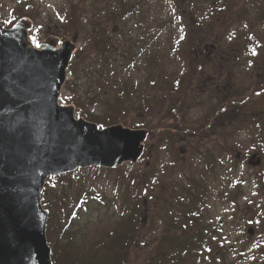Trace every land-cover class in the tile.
<instances>
[{"label": "rangeland", "instance_id": "374dc122", "mask_svg": "<svg viewBox=\"0 0 264 264\" xmlns=\"http://www.w3.org/2000/svg\"><path fill=\"white\" fill-rule=\"evenodd\" d=\"M0 13L5 27L28 17L35 45L75 42L59 98L75 117L149 129L135 163L46 179L49 245V228L72 257L114 235L119 260L147 264L168 236L195 245L180 264H264V211L250 204L264 191L248 164L264 153V0H0ZM106 40L108 66L93 45ZM189 122L200 129L177 128Z\"/></svg>", "mask_w": 264, "mask_h": 264}, {"label": "water", "instance_id": "95a60500", "mask_svg": "<svg viewBox=\"0 0 264 264\" xmlns=\"http://www.w3.org/2000/svg\"><path fill=\"white\" fill-rule=\"evenodd\" d=\"M31 26L26 17L0 22V264H52L40 201L47 177L135 163L148 135L121 123L99 127L59 103L76 44L48 35L35 45Z\"/></svg>", "mask_w": 264, "mask_h": 264}, {"label": "trees", "instance_id": "16d2710c", "mask_svg": "<svg viewBox=\"0 0 264 264\" xmlns=\"http://www.w3.org/2000/svg\"><path fill=\"white\" fill-rule=\"evenodd\" d=\"M200 33L202 35L204 34L201 32V29H199L198 32L193 34V37L195 38L197 34H198V36H200L201 35ZM194 38H192V39L194 40ZM199 41H202V37H199ZM106 43H107V45H103V44H99V43L94 42L93 45L95 47H97L98 49H101L100 53L103 55L102 57L104 58V60H103L104 63L106 61H109L108 64L106 65V66H108L110 63H113V58H110L109 57L110 55L108 54V53H110V50H112V46L110 45L108 40H106ZM107 81L112 82V80H110V79H107ZM64 87H65V89L67 88L66 84L64 85ZM110 88L112 90L117 91L119 89V86L117 87L116 84H112ZM259 90H264V86H263V88H261V86H260L258 89H256V92H258ZM113 99L115 100V98H113ZM115 101H117V100H115ZM237 102H241L244 104L247 102V100L244 99L243 97H240V98H238V100H235L234 104H236ZM217 111H218V109H217ZM172 113H173L172 111H170V110L168 111L167 115L168 114L172 115V116H170L169 119H173L175 117V115ZM212 114H214V113H211V115ZM208 115H209V113L207 115L203 116L202 119L208 117ZM204 121H205V119L203 121H200V122H204ZM195 122H197V121H195ZM153 125H155V123H153ZM170 125L172 126V129L176 128V127H174L175 126L174 121L170 122ZM198 126H200V123L194 124V123L189 122L187 124L182 123L181 126H177V128L182 129V130H186V131L187 130L196 131L197 129H200V128H197ZM97 169H99V168H97ZM132 200H133L135 207H136L137 206L136 198L134 197ZM131 225H132V221H130L128 223L127 228H129ZM181 228L186 230L187 226L184 225V226H181ZM63 231L64 230H62L61 233ZM128 231H129V229H128ZM64 234H67V232L64 231ZM125 235H126L125 239L128 238L129 235L128 234H125ZM58 236L59 235L55 236L53 234L52 229H50V228L47 229L48 239H53V242H52L53 245H50L51 246V260H52L53 264H127L125 259L119 260V256H120L121 251H122V248H121L122 245H121V247H119V239H117L116 236H114V235L112 237H110L109 240L105 238L100 243V245L98 244V246L92 250V252H88L83 246L78 245L80 247V251H77V253H79V254H77V257H75V256L72 257V256H70V254H68L67 247L69 246L70 237H68L67 235H64V237L67 239H62V235L60 238ZM164 237H166L167 239H170V241L167 242L163 248L161 247V244H160L159 249L160 248L161 249L157 253H155V256L152 257L151 261L148 262L147 264H167L168 261H171V263L174 262L175 264H180L181 259L176 255V253H178L180 251V248L187 249V248H190L192 246L195 247V245L188 238L184 241L185 244L183 245V243H178L176 240H172L168 236H164ZM59 239L62 241L60 242ZM71 246H72V244L70 245V247ZM104 248L107 250V252H104Z\"/></svg>", "mask_w": 264, "mask_h": 264}, {"label": "flooded vegetation", "instance_id": "af4514ba", "mask_svg": "<svg viewBox=\"0 0 264 264\" xmlns=\"http://www.w3.org/2000/svg\"><path fill=\"white\" fill-rule=\"evenodd\" d=\"M105 24H103L101 22L100 24V30L102 29V27L104 26ZM53 35V34H52ZM254 154H259V155H254L255 156V160L257 163L255 165H250V168H253V173L251 174V178L250 180H252V182H254L255 184V187L257 190H259V193L262 194V192L264 191V170H263V167H264V153L262 154L261 152H257V153H254ZM261 154V155H260ZM251 183V181H250ZM252 185V183H251ZM253 186V185H252ZM254 188V187H252ZM256 196L258 195V192L255 194ZM258 200L256 201H252L250 202L251 205H255L256 207H258L260 209V213H259V216H261V214L263 213V208H262V205L264 203V194H262L260 197L258 195L257 197ZM251 228V233H253V228Z\"/></svg>", "mask_w": 264, "mask_h": 264}]
</instances>
